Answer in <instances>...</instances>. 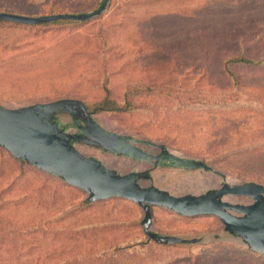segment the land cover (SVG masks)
I'll return each mask as SVG.
<instances>
[{"label": "rangeland", "instance_id": "374dc122", "mask_svg": "<svg viewBox=\"0 0 264 264\" xmlns=\"http://www.w3.org/2000/svg\"><path fill=\"white\" fill-rule=\"evenodd\" d=\"M101 1L0 0V12L77 15ZM240 56L253 62H232ZM62 99L82 102L107 130L207 162L228 182L264 185V0H109L101 15L83 22H0V105ZM105 101L111 103L98 109ZM76 147L123 175L152 168ZM151 176L140 183L174 195H199L223 181L166 167ZM86 199L0 147V264H264L213 215L153 207L154 231L196 240L158 244L144 233L136 203Z\"/></svg>", "mask_w": 264, "mask_h": 264}, {"label": "water", "instance_id": "95a60500", "mask_svg": "<svg viewBox=\"0 0 264 264\" xmlns=\"http://www.w3.org/2000/svg\"><path fill=\"white\" fill-rule=\"evenodd\" d=\"M109 0L84 14L26 16L0 12V21L35 25L56 20L87 21L101 15ZM70 115L65 122L61 115ZM77 144H86L104 153L132 159L151 169L129 174L107 168L101 160L83 155ZM143 146L159 149L158 154ZM0 147L15 159L60 178L87 194L86 203L117 197L131 200L144 211L141 222L149 240L158 244L176 245L196 242L160 234L152 229L153 207L168 209L182 216L213 215L221 220L224 231L240 239L248 249L264 257V185L231 183L203 160L187 158L158 145L130 135H121L104 128L86 106L74 99H62L19 109L0 105ZM157 167L203 170L223 178L219 188L199 195H174L155 185L144 186L141 180L152 181L151 170ZM249 197L250 204L233 203L227 197Z\"/></svg>", "mask_w": 264, "mask_h": 264}, {"label": "trees", "instance_id": "16d2710c", "mask_svg": "<svg viewBox=\"0 0 264 264\" xmlns=\"http://www.w3.org/2000/svg\"><path fill=\"white\" fill-rule=\"evenodd\" d=\"M1 12H7V13H15V12H10V11H1ZM15 14H20L19 12L15 13ZM22 15V14H20ZM0 22H7V23H12V24H19V23H15V22H10V21H0ZM58 22H62V20H56V21H51V22H45V23H41V24H51V23H58ZM232 62H245V63H252L253 61L249 60V59H244L243 56L234 58ZM111 102L109 101H105L102 104H100V107L98 109L100 110H104L105 108H107L106 104H109ZM129 105V104H127ZM115 111H123L125 109H123L122 107H114Z\"/></svg>", "mask_w": 264, "mask_h": 264}]
</instances>
